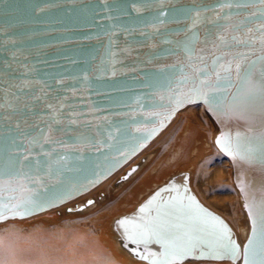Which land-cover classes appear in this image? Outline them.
Returning <instances> with one entry per match:
<instances>
[{"label": "water", "instance_id": "95a60500", "mask_svg": "<svg viewBox=\"0 0 264 264\" xmlns=\"http://www.w3.org/2000/svg\"><path fill=\"white\" fill-rule=\"evenodd\" d=\"M229 2L233 7L225 6ZM236 2L0 0V95L10 85L26 82L35 85L34 90L43 89L53 102H66L65 113H72L61 118L58 128L46 133L53 139L49 144L41 142L42 146L29 144L32 136L39 135L33 124L48 127L41 123L48 116L39 109L27 117L30 123L7 114L0 120V173L4 174L0 196L9 205L23 203L17 211L24 214L21 219L6 212L0 224L31 219L90 193L150 146L180 112L191 106L203 105L216 122L219 133L215 142L224 136L239 137L242 151L258 150L264 139V95L246 98L247 85L233 73L231 83L212 100L203 95L206 88L200 87L197 79L202 76L198 70L211 64L215 56L223 52L227 60L234 55L219 46V37L230 40L232 35H243L244 30H235L232 25L256 11L255 7H235ZM262 47L258 42L249 59L264 55ZM235 50L250 51L239 46ZM249 79L258 89L264 88V62L255 66ZM197 88L199 96L194 91ZM177 99L183 102L177 105ZM71 119L76 123H69ZM216 145L222 151L221 145ZM222 152L232 161L234 181L251 224L244 246L228 221L199 199L191 187L190 174L183 172L114 222L122 246L135 260L148 264L134 253L159 254L161 249L153 243L146 250L126 241L119 222L141 215L154 217L157 208L174 198H183L187 206L188 197H193L200 208L227 226L241 258L197 257L183 264L200 260L244 264V247L252 234L249 212L255 216L264 210V156L257 151L251 160H241ZM25 155L31 159L24 161ZM24 164L28 165L24 171L42 177L40 182L34 184L21 176L17 183V170ZM136 170L133 167L123 179ZM26 200L29 202L24 203ZM150 200L153 203L141 214L139 209ZM89 201L94 200L79 203L68 212L83 211L90 206Z\"/></svg>", "mask_w": 264, "mask_h": 264}, {"label": "snow or ice", "instance_id": "6c2138e0", "mask_svg": "<svg viewBox=\"0 0 264 264\" xmlns=\"http://www.w3.org/2000/svg\"><path fill=\"white\" fill-rule=\"evenodd\" d=\"M225 6L231 8L233 3L229 2ZM235 7H255L256 11L252 12L245 20L232 25L235 30H244L243 35H232L230 40L224 36L219 37V46L228 49L230 53H234L231 59L225 60V53L222 52L221 55L215 56L211 64H206L198 70L202 74V76L197 77L200 87L206 88L203 95L212 100L216 99L215 93L231 83L233 73H235L236 78L247 85L244 92L246 98H251L257 94L264 95V88L258 89L257 85L249 79L255 66L264 62V55L256 56L255 60L249 59V56L254 54L251 50L255 49L258 42L264 46V0H244V2L237 0ZM249 24H253L255 27H247ZM257 33L258 36L255 35ZM237 46L248 48L250 51H236ZM261 51H264V47L261 48ZM201 59L204 58L201 57ZM245 61H247V66H245ZM213 77H215V81H213ZM34 89L35 85L21 82L10 85L9 90H4L3 95H0V120L4 119L7 114L10 118L30 123L27 117L39 109L41 114L48 116L47 120H41V123H45L48 127L38 128L37 125L33 124V128L38 129L39 135L32 136L29 144L42 146L41 142L49 144L53 139L46 133L58 128L61 124V118L70 117L72 113H65L66 102H53L43 89ZM194 91L198 96L201 94L200 88L194 89ZM182 102L179 99L176 101L177 105ZM69 123L75 124L76 121L71 119ZM16 127H19V123ZM216 143L221 145L222 151L234 159L239 157L244 160L247 157L251 160L257 151L264 156V139H261L258 150L247 148L242 151L243 145L239 137L224 136L218 139ZM26 151L30 152V149H26ZM29 159L31 157L28 155L23 157L24 161ZM36 166H39L38 159H36ZM25 167L28 165L24 164L17 170L15 177L17 183H20L21 176L34 184L40 182L42 177L38 173L24 171ZM8 175L11 177V174ZM3 176L4 174L0 173V192L3 191ZM174 190L179 191L178 189H166V191ZM156 195L158 196L160 193ZM3 199L0 196V220L5 218L6 212H11L12 218H24V214L17 211L23 207V203L9 205L3 203ZM188 200L189 204L185 206L183 198H174L157 208L154 217L141 215L134 219L121 220L119 225L124 230L126 241L138 247L143 245L146 250L153 243L161 249L159 254L151 251H148L146 255H141L139 251L134 254L140 259L148 261V264H183L186 259H196L197 257L213 260L227 258L234 261L240 259V248L231 239L227 226L200 208L193 197H188ZM28 202L27 200L24 201V203ZM88 203L91 205L94 201ZM152 203L153 201L150 200L148 205L139 209V212L145 213L146 208ZM249 216L252 218V234L244 247L243 261L244 264H264V210L255 216L249 212ZM125 246L127 247V244ZM204 249L207 250L206 253L203 251ZM0 264H6V261L0 259Z\"/></svg>", "mask_w": 264, "mask_h": 264}, {"label": "rangeland", "instance_id": "374dc122", "mask_svg": "<svg viewBox=\"0 0 264 264\" xmlns=\"http://www.w3.org/2000/svg\"><path fill=\"white\" fill-rule=\"evenodd\" d=\"M179 117L183 120L180 134L186 130L188 123L198 128L194 131H197V137L201 142L198 143L200 154L195 157H190L188 154L189 158L185 161L168 164L166 159H163L176 151L183 153L188 151L187 145L182 147L178 142L170 141V144L164 146L158 142L154 150L160 155L151 169L160 163L161 166L158 174L153 176L162 178L195 163L196 176L193 184L200 198L208 207L223 215L233 226L238 227L239 224L244 223L246 214L236 194L232 167L218 148L216 151L205 149L208 140L212 141L217 131L216 125L200 105L188 108ZM202 151L205 152L202 154ZM150 170L144 171L139 178L143 180L149 177ZM135 197L131 187L122 191L113 211L92 210L82 214L53 212L32 219L0 224V256L7 254L8 264H45L42 262L44 254L46 258L59 255L65 257L63 261H49L46 264H73L89 259H101L104 264H138L130 262L126 256L117 251L113 243L114 232L110 227L115 214L130 213L135 209L137 206L134 202ZM87 242L88 247L78 249ZM24 253L29 255L26 262L18 258Z\"/></svg>", "mask_w": 264, "mask_h": 264}, {"label": "bare ground", "instance_id": "6f19581e", "mask_svg": "<svg viewBox=\"0 0 264 264\" xmlns=\"http://www.w3.org/2000/svg\"><path fill=\"white\" fill-rule=\"evenodd\" d=\"M200 106L203 107V105H200ZM191 107H193V106H191ZM187 109H185V110H187ZM203 109L205 110L204 107H203ZM184 111H182V112H184ZM182 112H180L177 115L175 120L168 126V128L150 146H148L143 152H141L136 158H134L130 163H128L125 167H123L119 172H117L110 179L105 181L103 184L98 186L96 189H94L90 193L80 197L79 199H77V200H75V201H73V202H71L69 204H66V205H64V206H62L60 208L45 212L43 214H48V213H53V212H55V213L56 212H61L62 214H64L65 212H67L68 214H76V213L82 214V213H85V212H90L92 210H97L98 212L99 211L103 212V211H106V210L107 211H113L116 208L115 207L116 204H117L116 201H118L119 195L122 193V191H126V189H129L131 187L133 188V195L136 196L134 198V202L137 205L135 207V209H136L150 195H152L158 188H160L161 186L166 184L175 175L183 173V172H187V173L190 174L191 187L193 188V190L195 191V193L197 194L199 199L204 203L202 198H200V196L198 195L197 190L195 189L194 184H193L194 178L196 176V172H194V170L196 168V164L195 163H191L186 168H183V169L181 168L177 172L169 174V175H166V176H164L162 178H156V176H153L154 174H158L159 168L161 166V163L158 164L153 169H151L154 161L160 155L157 150H154V147L157 145L158 142L162 143L164 146H166L167 144H170L171 143L170 141L178 142V145H180L182 147H185V145H187L188 151H186L184 153L182 151H176L175 153H173L169 157L164 158L163 160L166 159V162H168V164H174V163H177V162L185 161L186 159L189 158V156L190 157H193V156L195 157V155H199L200 154L201 149H200V147H198L199 146L198 143L200 142V140L197 137V134H196L197 131H194V130H196L198 128H196V126H194V124H191V123L189 124L188 123L186 125V130H184L182 132V134H180V131H181L182 127H183V120L180 117H179L180 118L179 119L178 116H180V114ZM205 112L207 113L206 110H205ZM207 115L210 117V115L208 113H207ZM210 119L216 125L217 131H216L212 141L208 140L207 147L205 149L210 148L211 150L216 151V148H218V146L216 145L215 139H216L217 134L219 133V128H218V125L216 124V122L211 117H210ZM218 150L220 151L219 148H218ZM203 152H205V151H202V154H203ZM220 152L229 161V163H230V165L232 167L233 183H234V186L236 188V194H237V196L239 198V201H240V204L242 206V209L244 210V212L246 214L245 215L246 219H244V223H241V224L238 225V227H235L223 215H221V214L220 215L223 216L228 221V223L232 226V228L235 230V232L237 234V237H238V241L240 242L241 246L243 247L244 244L247 242V240L249 238V235H250V232H251V224H250V220H249L248 214H247V212L244 209V203H243V200H242L241 193H240L239 189L237 188V186L235 184V181H234V168H233L232 161L222 151H220ZM188 154H189V156H188ZM135 166L137 167V170L134 173H132V175L129 178L123 179V177L126 175V173H128L129 170H132L133 167H135ZM146 170H150L149 177H147L146 179L141 180L139 177ZM118 193H120V194H118ZM90 199L94 200V203L92 205H90V206H87L83 211L74 212V213H69L68 212L69 208H73L79 203H85L86 201H88ZM133 211H131V212H133ZM127 214H129V213L123 212L122 214H119V215L115 214V216L112 217L110 227H111V229L114 232V236H113L114 246L117 249V251H119L124 256H126V258H128L130 262H135V263H138V264H145L143 262L135 260L128 253L127 249H125L122 246V241L120 240L118 234L115 232V230L113 228L114 222L116 220H118L120 217H122L124 215H127ZM40 215H42V214H40ZM10 221H14L15 222V221H19V220H10ZM10 221H8V222H10ZM88 246L89 245H88V242H87V243L82 244L78 249H85ZM42 256H43L42 262H45V264H46V262H49V261L59 262V261H63L65 259V257L62 256V255H59L58 257H50L49 256L47 258H46V254H44ZM18 258L19 259L21 258L22 261L26 262L27 259L29 258V255L27 253H24V254L21 255V257H18ZM0 259H3L4 261H6V264H8L9 256L7 254H2L0 256ZM73 264H104V263H103V261H101V259H99V260H90L89 259V260H82L79 263L73 262ZM184 264H234V263H232L230 261L200 260V261H190V262H186ZM237 264H242V263L239 262Z\"/></svg>", "mask_w": 264, "mask_h": 264}]
</instances>
